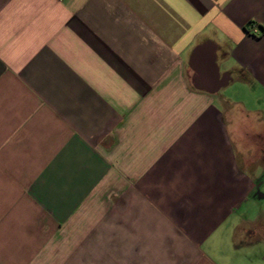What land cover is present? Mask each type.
<instances>
[{
    "label": "crops",
    "instance_id": "0c3cea01",
    "mask_svg": "<svg viewBox=\"0 0 264 264\" xmlns=\"http://www.w3.org/2000/svg\"><path fill=\"white\" fill-rule=\"evenodd\" d=\"M0 264H264V0H0Z\"/></svg>",
    "mask_w": 264,
    "mask_h": 264
}]
</instances>
